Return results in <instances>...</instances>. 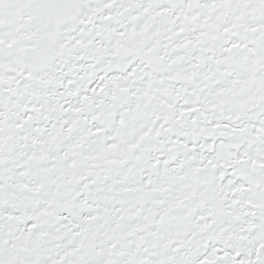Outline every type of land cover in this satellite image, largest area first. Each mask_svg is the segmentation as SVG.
Segmentation results:
<instances>
[{
    "label": "snow or ice",
    "instance_id": "snow-or-ice-1",
    "mask_svg": "<svg viewBox=\"0 0 264 264\" xmlns=\"http://www.w3.org/2000/svg\"><path fill=\"white\" fill-rule=\"evenodd\" d=\"M0 264H264V0H0Z\"/></svg>",
    "mask_w": 264,
    "mask_h": 264
}]
</instances>
